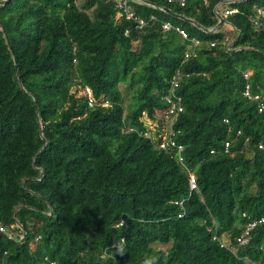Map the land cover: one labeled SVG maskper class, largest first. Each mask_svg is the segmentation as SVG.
I'll list each match as a JSON object with an SVG mask.
<instances>
[{"label": "trees", "instance_id": "obj_1", "mask_svg": "<svg viewBox=\"0 0 264 264\" xmlns=\"http://www.w3.org/2000/svg\"><path fill=\"white\" fill-rule=\"evenodd\" d=\"M128 3L144 26L116 0L0 6V260L264 264V0ZM178 69L182 161L142 133Z\"/></svg>", "mask_w": 264, "mask_h": 264}, {"label": "built area", "instance_id": "obj_2", "mask_svg": "<svg viewBox=\"0 0 264 264\" xmlns=\"http://www.w3.org/2000/svg\"><path fill=\"white\" fill-rule=\"evenodd\" d=\"M169 1H173V0H169ZM176 1L180 5H184L186 0H176ZM116 6L118 8V11L116 13V18L124 16L126 19H133L134 21H136L138 27L144 26V24H145L144 19L135 16L134 12L132 11V9L128 3V0H116ZM233 11H235V10L234 9L233 10H225L224 15L229 14ZM262 15H264V9L259 8V7L256 8V14H255V19H254L255 24H259V17ZM221 16H222V14H221ZM150 18L154 19V16L151 15ZM162 28H163V30H169L171 28H174L176 31H178V33L182 36L183 39H186V40L190 39L192 46H197L199 44V39H197L195 37L190 38L188 36V33L183 28H180L178 26L174 27L169 21L163 22ZM127 33H128V30L126 29L125 34H127ZM211 45H213V43H211ZM193 55H195L194 49L187 50L184 54V57L187 59ZM74 62H75V59H74ZM180 75L181 74H180V71L178 69L170 77L168 94H166L163 97V99L167 103V108L162 114L156 113V115L154 116L155 119H157V120H159L160 118L162 119V126L160 127L158 125V122H156V120L151 121V120L146 118V121L149 124L150 128H147L142 133L144 136L151 137V138H154L155 134L157 133L156 136L161 137V140L158 142V146L160 148H163V149H166L167 147H176V150L178 153V159H179V161H182L181 151L183 149V146L181 144H178L173 137L174 136V128H173L174 118H175L176 114L178 112L182 111V109H183V106L181 104V98L176 93V89H177L178 84H179ZM243 75H244L245 79H248L249 72H244ZM82 90H83V93L87 97L88 105H93L94 104V98H93V95H92L90 88L88 86L84 85ZM244 95L247 98L253 99V100H258L260 98L259 94H254L251 92L250 85L248 82L245 84V87H244ZM104 104H106V103H104ZM257 107H258L259 111H262L264 109V104L261 102H258ZM156 116H158V118H156ZM224 121H225V123H227L228 119L225 118ZM152 125H155V127H151ZM237 134H239V131H237ZM246 140H247V138H246ZM228 145H229V142L226 141L225 142V148H227ZM258 147L262 148V145L259 144ZM189 185L192 189L196 188V183H195L194 177L192 175H190V178H189ZM263 221H264V217H261L258 220H252L248 224V227L245 230V233H247L249 231V229L254 227L257 223H260ZM6 230H7L6 227L0 223V232H5ZM237 241L240 243H243L245 241V237L243 235H241L237 238ZM0 264H6V263L4 260H0ZM51 264H54V263L51 262Z\"/></svg>", "mask_w": 264, "mask_h": 264}, {"label": "water", "instance_id": "obj_3", "mask_svg": "<svg viewBox=\"0 0 264 264\" xmlns=\"http://www.w3.org/2000/svg\"><path fill=\"white\" fill-rule=\"evenodd\" d=\"M7 2V0H0V6H2L3 4H5ZM169 14L181 18V19H185V17L179 13H176L175 11L168 9L166 10ZM224 23V18L222 16H220V21L218 23V25H216V27H214L211 31H216L218 30Z\"/></svg>", "mask_w": 264, "mask_h": 264}, {"label": "rangeland", "instance_id": "obj_4", "mask_svg": "<svg viewBox=\"0 0 264 264\" xmlns=\"http://www.w3.org/2000/svg\"><path fill=\"white\" fill-rule=\"evenodd\" d=\"M122 95H123V99H124L123 105L125 107V111H127L128 108H129L130 101H131V93L130 92H126L124 87H123L122 88ZM156 118H158V116H156ZM151 127H155V125H152Z\"/></svg>", "mask_w": 264, "mask_h": 264}, {"label": "clouds", "instance_id": "obj_5", "mask_svg": "<svg viewBox=\"0 0 264 264\" xmlns=\"http://www.w3.org/2000/svg\"><path fill=\"white\" fill-rule=\"evenodd\" d=\"M118 251L120 252V254H123L122 248L118 249ZM156 259H157L156 257H152L149 260H146L144 264H156Z\"/></svg>", "mask_w": 264, "mask_h": 264}]
</instances>
